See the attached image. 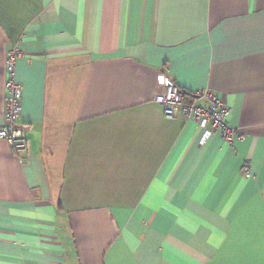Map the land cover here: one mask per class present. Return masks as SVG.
Masks as SVG:
<instances>
[{
	"label": "crops",
	"instance_id": "1",
	"mask_svg": "<svg viewBox=\"0 0 264 264\" xmlns=\"http://www.w3.org/2000/svg\"><path fill=\"white\" fill-rule=\"evenodd\" d=\"M14 47L28 153L0 140V264H264V0H0V127ZM161 73L244 140L166 119Z\"/></svg>",
	"mask_w": 264,
	"mask_h": 264
},
{
	"label": "built area",
	"instance_id": "2",
	"mask_svg": "<svg viewBox=\"0 0 264 264\" xmlns=\"http://www.w3.org/2000/svg\"><path fill=\"white\" fill-rule=\"evenodd\" d=\"M20 57L22 52L14 47L6 52L4 58V124L0 127V140L9 144L13 155L22 164L26 163L28 144L26 128L20 122L22 85L16 79V62ZM157 83L161 92L155 101L162 109L163 116L166 119L195 123L203 132L201 144L212 136H217L231 147L236 142L244 140V133L231 127L227 122L228 106L210 89H200L192 93L195 98L203 101V105H197L193 101L186 100L185 93L166 74H159ZM241 173L245 179L253 178L248 160L243 162Z\"/></svg>",
	"mask_w": 264,
	"mask_h": 264
},
{
	"label": "trees",
	"instance_id": "3",
	"mask_svg": "<svg viewBox=\"0 0 264 264\" xmlns=\"http://www.w3.org/2000/svg\"><path fill=\"white\" fill-rule=\"evenodd\" d=\"M184 92V91H183ZM185 93V96H186V100H188L189 98H191L193 95H191V94H189V93H186V92H184Z\"/></svg>",
	"mask_w": 264,
	"mask_h": 264
}]
</instances>
